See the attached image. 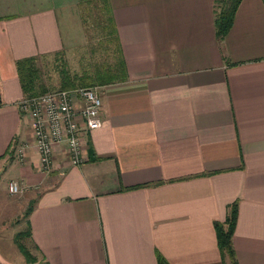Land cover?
<instances>
[{"label":"crops","instance_id":"crops-1","mask_svg":"<svg viewBox=\"0 0 264 264\" xmlns=\"http://www.w3.org/2000/svg\"><path fill=\"white\" fill-rule=\"evenodd\" d=\"M81 1L0 0V182L23 187L0 235L19 212L32 264H230L214 223L237 201V262L264 264V0H242L223 39L214 0H108L127 80L101 86L84 162L60 146L45 173L15 154L31 140L16 61L84 47Z\"/></svg>","mask_w":264,"mask_h":264},{"label":"trees","instance_id":"trees-1","mask_svg":"<svg viewBox=\"0 0 264 264\" xmlns=\"http://www.w3.org/2000/svg\"><path fill=\"white\" fill-rule=\"evenodd\" d=\"M214 1L216 36L219 39H223L232 27L236 10L242 0ZM79 11L86 36V45L82 47L84 50L82 56L84 64L81 72L71 73L66 62H64V65L59 68L58 88L70 89L75 87L103 86L127 80V69L119 46V39L108 0H82ZM91 32L96 36L102 33V36L95 38V41L91 45H88V34L92 37ZM96 46L102 48L104 55H111L112 60L95 59ZM62 52H56L54 55L60 58ZM46 56L34 55L16 61L18 78L24 98L49 91V88L43 81L40 64L41 60L45 59ZM30 211L31 208L28 209L26 215ZM237 214L238 202L234 201L228 205L225 220L214 223L221 258L222 260L227 258L230 264H238L232 245V236L236 225ZM29 236L30 231H22L17 234L16 240L27 261L32 262L34 258L30 255L29 250L19 242L20 238ZM158 264L169 263L158 254Z\"/></svg>","mask_w":264,"mask_h":264},{"label":"built area","instance_id":"built-area-1","mask_svg":"<svg viewBox=\"0 0 264 264\" xmlns=\"http://www.w3.org/2000/svg\"><path fill=\"white\" fill-rule=\"evenodd\" d=\"M100 88L53 89L22 98L19 108L29 122L31 140L16 146L18 160L25 161L27 149L31 147L38 156L41 170L49 173L54 153L61 146L70 165L82 164L83 136L102 124ZM7 188L11 194L23 190L21 183L14 179L8 181Z\"/></svg>","mask_w":264,"mask_h":264},{"label":"rangeland","instance_id":"rangeland-1","mask_svg":"<svg viewBox=\"0 0 264 264\" xmlns=\"http://www.w3.org/2000/svg\"><path fill=\"white\" fill-rule=\"evenodd\" d=\"M91 35L92 37H90V34H88V45H91V43L95 41L94 40L95 38H100L102 36V33L96 36L93 32H91ZM82 46L83 45L70 49H64V51L61 53L62 56L60 58H57V56L51 54L46 56L45 59L41 60L40 64H41L43 81L45 85L49 88V90L58 89L59 68L64 65V62H66V65L71 73L81 72L84 64V62L82 61L83 60L82 56L84 51L82 49ZM95 53H96V55L94 56L95 59L98 58L99 60H103V59H107L109 61L112 60L111 55L108 54L107 56L104 55L102 48L96 46ZM4 183L5 181L3 182L2 179V182H0V200L2 199L4 202H7L9 201L11 195H17V194L8 193L4 188L3 185ZM8 210H12V209L8 208ZM5 224H9V225H5V229L3 233L0 235V244H3L6 248V251H0L1 259L5 261L6 264H26L23 255L18 251L16 245L12 242V235L13 233L18 231H25L27 229V221L24 219L22 214L17 212V214H13L11 220L9 222L7 220ZM19 241L27 247L29 252L34 254L32 243L29 240V238L23 237L20 238ZM29 264H32V262H29Z\"/></svg>","mask_w":264,"mask_h":264}]
</instances>
